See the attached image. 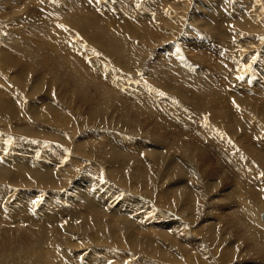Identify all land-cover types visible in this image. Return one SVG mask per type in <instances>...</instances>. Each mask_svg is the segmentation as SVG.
Here are the masks:
<instances>
[{
    "label": "rangeland",
    "instance_id": "rangeland-1",
    "mask_svg": "<svg viewBox=\"0 0 264 264\" xmlns=\"http://www.w3.org/2000/svg\"><path fill=\"white\" fill-rule=\"evenodd\" d=\"M219 3L0 0V264H264V0Z\"/></svg>",
    "mask_w": 264,
    "mask_h": 264
},
{
    "label": "bare ground",
    "instance_id": "bare-ground-1",
    "mask_svg": "<svg viewBox=\"0 0 264 264\" xmlns=\"http://www.w3.org/2000/svg\"><path fill=\"white\" fill-rule=\"evenodd\" d=\"M221 1H223V0H221ZM220 0H216V2H221ZM226 1H228V0H226ZM68 2H69V0H68ZM129 3V2H128ZM212 3V2H211ZM225 3V2H224ZM227 3V2H226ZM60 4V3H59ZM70 4H71V2H70ZM165 4V3H164ZM214 4V3H213ZM220 4V3H219ZM66 5V4H65ZM88 5V4H87ZM225 4H223L222 6H224ZM231 5V4H230ZM63 6V5H62ZM126 6V5H125ZM131 6V5H130ZM162 6V5H161ZM70 7V6H69ZM112 7V6H111ZM227 7V6H226ZM235 7H237V6H234V7H232V8H235ZM83 8V7H82ZM117 8V7H116ZM231 8V7H230ZM79 9V8H78ZM237 9H239V8H236V9H233V10H236L237 11ZM136 10V9H135ZM231 10V9H230ZM80 11V9L78 10V12ZM82 11V10H81ZM77 12V13H78ZM137 12V11H136ZM231 11H229V13H230ZM251 12V11H250ZM4 13H5V11H4ZM76 13V14H77ZM142 13V12H141ZM247 13V12H246ZM137 14V13H136ZM95 15V14H94ZM227 16V15H226ZM161 17V16H160ZM134 19V18H133ZM167 19V18H166ZM230 19V18H229ZM250 21V20H249ZM133 22V21H132ZM138 22V21H137ZM164 22V21H163ZM237 22H238V20H237ZM144 23V22H143ZM142 23V24H143ZM223 23V22H222ZM227 23H229V22H227ZM211 24V23H210ZM212 25V24H211ZM233 26V25H232ZM112 27V26H111ZM250 28V27H249ZM213 29H215V28H213ZM251 29V28H250ZM143 30V29H142ZM154 30V29H153ZM233 30V29H232ZM238 30V29H237ZM144 31V30H143ZM145 31H147L146 29H145ZM217 31V30H216ZM219 31V30H218ZM231 31V30H230ZM28 32V31H27ZM42 33V32H41ZM97 33V32H96ZM143 33V32H142ZM149 33V35H151V32H148ZM229 33V32H228ZM6 34V33H5ZM24 34V33H23ZM230 34V33H229ZM148 35V34H147ZM10 36V35H9ZM32 36V35H31ZM34 36H35V34H34ZM152 36V35H151ZM222 36H223V34H222ZM143 37H144V35H143ZM224 37V36H223ZM11 39V38H10ZM24 39V38H23ZM224 39H225V37H224ZM248 39V38H247ZM24 40H26V39H24ZM36 40V39H35ZM35 40H34V42H35ZM230 40V39H229ZM15 41V40H14ZM28 42H29V40H27ZM38 41H39V39H38ZM220 41V40H219ZM9 42V41H8ZM7 42V43H8ZM10 42H12V41H10ZM21 42V44H22V41H20ZM20 42H19V44H20ZM30 43V42H29ZM36 43H37V41H36ZM13 44V43H12ZM11 44V45H12ZM20 44V45H21ZM40 44V43H39ZM14 45V44H13ZM16 45V44H15ZM18 45V44H17ZM229 45V44H228ZM24 46H25V42H24ZM29 46V45H28ZM33 46V45H32ZM40 46H42V45H40ZM64 46V45H63ZM62 45L60 46L61 48L63 47ZM231 46V45H230ZM13 47V46H12ZM21 47V46H20ZM26 47V46H25ZM38 47V46H37ZM33 48V47H32ZM42 48V47H41ZM247 48V47H246ZM21 49V48H20ZM37 49V48H36ZM15 50V49H14ZM17 50V49H16ZM40 51V50H39ZM42 51V50H41ZM27 53H28V51H27ZM61 53V52H60ZM31 54V53H30ZM223 54V53H222ZM32 55V54H31ZM19 56V55H18ZM24 57L26 56V55H23ZM21 57V56H20ZM36 57V56H35ZM39 58V57H38ZM25 60V59H24ZM45 60V59H44ZM34 62H35V60H34ZM46 62V61H45ZM57 63V62H56ZM40 64V63H39ZM264 64V63H263ZM13 65V64H12ZM29 65V64H28ZM38 67V66H37ZM45 67H47V65L45 66ZM44 67V68H45ZM184 68V67H183ZM51 69V68H50ZM231 69V68H230ZM262 69V68H261ZM260 69V70H261ZM185 72V71H184ZM183 72V73H184ZM263 72V70H261L260 71V75H261V73ZM181 73H182V71H181ZM264 73V72H263ZM86 74V73H85ZM259 74V73H258ZM184 75V74H183ZM199 75V74H198ZM264 75V74H263ZM201 76V74L199 75V77ZM202 77V76H201ZM207 82V81H206ZM208 83V82H207ZM247 83V82H246ZM211 87V86H210ZM255 93V92H254ZM261 134H263V133H261ZM125 147V146H124ZM106 148H107V146H106ZM128 148V147H127ZM134 148V147H133ZM127 152V151H126ZM150 153V152H149ZM64 154V153H63ZM112 154H114L113 152H112ZM151 154V153H150ZM153 154V153H152ZM159 154V153H158ZM65 155V154H64ZM115 155H117L116 153H115ZM216 155V154H215ZM150 156V155H149ZM112 157H113V155H112ZM116 157H118V156H116ZM113 159H114V157H113ZM112 159V160H113ZM115 159H118V158H115ZM151 159V158H150ZM23 160V159H22ZM148 160H149V158H148ZM73 161V160H72ZM75 161V160H74ZM8 162V161H7ZM113 162V161H112ZM147 162V161H146ZM152 162H153V160H152ZM148 164V163H147ZM150 164V163H149ZM71 165H72V162H71ZM69 166V165H68ZM70 167V166H69ZM74 167V166H73ZM102 168V167H101ZM45 169V168H44ZM63 169V168H62ZM146 169V168H145ZM50 171V170H49ZM61 171V170H60ZM152 171V170H151ZM59 172V171H58ZM115 172V171H114ZM30 173H31V171H30ZM68 173V172H67ZM32 174V173H31ZM66 173H64V175H65ZM68 174H70V173H68ZM72 174V173H71ZM75 174V173H74ZM185 174V173H184ZM3 176V175H2ZM30 176V175H29ZM32 176V175H31ZM43 176V175H42ZM45 176V175H44ZM73 175H71V177H72ZM116 176V175H115ZM8 177V176H7ZM49 177V176H48ZM139 177V176H138ZM151 177V176H150ZM2 178V177H1ZM6 178V177H5ZM32 178V177H31ZM42 178V177H41ZM119 178V177H118ZM12 179V178H11ZM36 179H38V178H36ZM140 179V178H139ZM41 180V179H40ZM43 180V179H42ZM64 180V179H63ZM123 180V179H122ZM14 181L16 182V180L14 179ZM35 181V180H34ZM68 181V180H67ZM19 182V181H18ZM30 182V181H29ZM70 182V181H69ZM16 184V183H15ZM47 184V183H46ZM89 194V193H88ZM192 194V193H191ZM93 195V194H92ZM86 196V194L84 195V197ZM94 196V195H93ZM83 197V198H84ZM80 198V197H79ZM81 199H82V196H81ZM89 199V198H88ZM92 200V199H91ZM90 200V201H91ZM72 201V200H71ZM74 201H76V200H74ZM80 201V200H79ZM98 201V200H97ZM127 203V202H126ZM136 203V202H135ZM80 204H82V203H80ZM93 204V203H92ZM117 204V203H116ZM84 205H86V204H84ZM84 205H83V207H84ZM94 205V204H93ZM140 205V204H139ZM88 206V205H87ZM26 207V206H25ZM70 211V210H69ZM29 212V211H28ZM72 212V211H71ZM129 212V211H128ZM132 212V211H131ZM119 213V212H118ZM1 214V213H0ZM12 214H13V221H16V219H14V217L15 216H18V217H21L22 216V218L23 217H25V218H27L28 216H27V211H24L23 213L21 212V210H18L16 213H11V214H9V216H12ZM74 214H76V210H75V212H74ZM71 215V214H70ZM69 215V216H70ZM4 216V215H3ZM27 216V217H26ZM73 216V215H72ZM0 217H2V214L0 215ZM117 217V216H116ZM125 217V216H124ZM146 217V216H145ZM53 218H54V220L56 219L55 218V216H53ZM79 218V217H78ZM244 218V217H243ZM10 219V218H9ZM29 219V218H28ZM50 219V218H49ZM87 219V218H86ZM99 219V218H98ZM109 219H111V218H109ZM124 219V218H123ZM11 220V219H10ZM119 220V219H118ZM125 220V219H124ZM246 221V220H245ZM262 221L264 222V215L262 216ZM11 222V221H10ZM44 222V221H43ZM56 223V222H55ZM134 224V223H133ZM249 225V224H248ZM56 227V226H55ZM54 227V228H55ZM97 227V226H96ZM231 227V226H230ZM98 228V227H97ZM77 229V228H76ZM247 229H248V227H247ZM42 230V229H41ZM68 230V229H67ZM74 230V229H73ZM65 231V230H64ZM71 231H72V229H71ZM255 231V230H254ZM60 232V231H59ZM58 232V233H59ZM69 232V231H68ZM76 232V231H75ZM119 232V231H118ZM261 232V231H260ZM70 233V232H69ZM121 233H123V232H121ZM253 233V232H252ZM60 234V233H59ZM145 234V233H144ZM260 234V233H259ZM36 235H37V233H36ZM61 235V234H60ZM147 235V234H146ZM248 235V234H247ZM39 236V235H38ZM56 236V235H55ZM116 236V235H115ZM118 236V235H117ZM136 236V235H135ZM58 237V236H57ZM144 237V236H143ZM238 239H239V237H237ZM124 239H126V238H123V240ZM58 240V239H57ZM56 240V241H57ZM124 241H127V240H124ZM149 241V240H148ZM39 244V243H38ZM146 244V243H145ZM151 244V243H150ZM147 247V246H146ZM260 250V249H259ZM161 256H163V255H161ZM177 258V257H176ZM26 264V263H25ZM105 264V263H104Z\"/></svg>",
    "mask_w": 264,
    "mask_h": 264
}]
</instances>
